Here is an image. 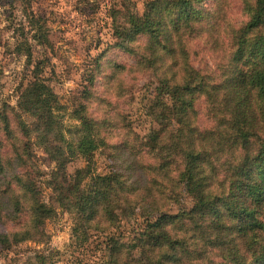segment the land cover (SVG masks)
Here are the masks:
<instances>
[{
    "label": "trees",
    "instance_id": "trees-1",
    "mask_svg": "<svg viewBox=\"0 0 264 264\" xmlns=\"http://www.w3.org/2000/svg\"><path fill=\"white\" fill-rule=\"evenodd\" d=\"M204 1L148 0L142 15L128 12V27L120 28L114 22L121 39L147 34L152 59L170 55L167 68L173 76L172 82L160 80L159 92L148 109L158 128L146 140L136 134L131 148L137 158L119 157L128 163V178L114 167L99 171L94 151L104 141L94 138L101 135L94 122L81 117L83 130L77 129L80 138L72 148L81 153L85 164L69 179L63 174L54 187L74 216L78 239L79 227L98 228L113 222L115 227L121 216L130 219L140 211L143 227L133 244L110 234L107 263L264 264V0H238L245 16L239 25L230 17V0H216L209 10L192 8ZM205 18L211 20L210 44L223 48L222 59H227L220 83L212 82L186 60L180 77L174 71L179 72L177 64L188 55L181 43L183 36L193 34V26ZM125 66L131 72L140 68ZM125 66L118 64V73ZM42 82L30 83L25 103L38 111L36 125L53 130L56 106ZM197 95L208 100L206 115L213 123L204 130L194 126ZM18 126L15 134L9 116L0 112V177L3 182L11 176L0 186V221L9 217L15 227L22 225L19 230L0 231V243L5 246L39 234L43 211L35 172L29 170L36 168L34 151L30 142H24L28 125L18 122ZM63 152L55 147L52 157L64 156ZM143 158L149 161L141 164ZM56 176L53 173L49 183L54 185ZM182 193L191 197V208L166 212V205L178 203ZM187 223L195 230L191 235L189 227L185 230ZM135 246H139L138 256L130 252ZM209 248L219 250L218 262L210 260Z\"/></svg>",
    "mask_w": 264,
    "mask_h": 264
},
{
    "label": "rangeland",
    "instance_id": "rangeland-1",
    "mask_svg": "<svg viewBox=\"0 0 264 264\" xmlns=\"http://www.w3.org/2000/svg\"><path fill=\"white\" fill-rule=\"evenodd\" d=\"M147 1L0 0V112L9 116L15 134L20 130L18 122L28 125L24 142H30L34 151L32 159L36 168L29 170L35 172L43 209L39 215V234L20 242L12 241L10 246L0 243V264H114L106 262L110 260L107 253L110 234L120 235L121 241L133 244L143 227L144 219L138 211L130 219L121 216L115 227L114 222L100 224L98 228L79 227L81 239H78L73 231L74 216L60 202L54 187L63 174L69 179L85 164L81 153L72 148L80 138L77 129L83 130L81 117L94 122L101 133L94 138L104 141L94 151L96 167L101 172L114 167L126 178L130 169L119 157L137 158L131 148L136 134L146 140L150 132L158 128L156 118L149 115L148 109L159 92L160 80L172 82L173 75L167 68L171 63L170 55L152 59L147 34L121 39L114 26L116 22L120 28L128 27V12L142 15ZM215 1L195 3L192 8L209 10ZM230 1V17L239 25L245 19L241 3ZM204 20L193 26V34L183 36L181 43L188 48V55L177 64L179 72L174 71L180 77L186 60L212 82L220 83L222 66L227 65V59H222L223 48L215 49L210 44L213 40L209 34L211 20ZM118 64L139 65L140 68L138 72H131L125 66L120 70L123 72L118 73ZM36 80L43 81L53 107L56 106L57 124L53 130L36 125L38 111L25 103L26 90ZM197 96L193 108L197 119L194 126L204 130L213 123L206 115L208 100ZM55 147L61 148L64 156L53 158ZM140 161L146 164L149 160ZM53 173H57L54 185L52 181L49 183ZM6 178L2 182L0 177V186L6 185L11 176ZM129 179L133 181V175ZM179 198L178 203L166 205V212L178 213L191 208L192 199L188 194L182 193ZM9 219L4 217L0 221L1 232L22 227L21 224L15 227ZM189 228L191 235L195 230ZM127 250L125 247V253ZM130 252L138 256L139 246ZM218 252L213 248L207 252L215 263L220 260Z\"/></svg>",
    "mask_w": 264,
    "mask_h": 264
}]
</instances>
